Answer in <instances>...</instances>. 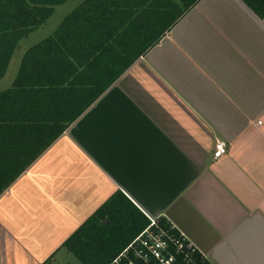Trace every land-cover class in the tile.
Masks as SVG:
<instances>
[{
    "label": "crops",
    "instance_id": "1",
    "mask_svg": "<svg viewBox=\"0 0 264 264\" xmlns=\"http://www.w3.org/2000/svg\"><path fill=\"white\" fill-rule=\"evenodd\" d=\"M118 192L212 264H264V18L243 0H200L11 186L0 264H76L65 243Z\"/></svg>",
    "mask_w": 264,
    "mask_h": 264
},
{
    "label": "trees",
    "instance_id": "2",
    "mask_svg": "<svg viewBox=\"0 0 264 264\" xmlns=\"http://www.w3.org/2000/svg\"><path fill=\"white\" fill-rule=\"evenodd\" d=\"M69 0H0V81L23 40ZM200 0H86L24 54L0 92V198L123 74ZM264 18V0H243ZM151 224L116 193L65 243L81 264H114ZM158 226L185 244L178 264H212L168 221ZM193 251V252H192ZM127 264V261H122Z\"/></svg>",
    "mask_w": 264,
    "mask_h": 264
},
{
    "label": "built area",
    "instance_id": "3",
    "mask_svg": "<svg viewBox=\"0 0 264 264\" xmlns=\"http://www.w3.org/2000/svg\"><path fill=\"white\" fill-rule=\"evenodd\" d=\"M228 153V144L225 141H217L215 145L214 159H219ZM150 226L141 233L115 260L114 264H178V258L170 251L171 244L180 253L185 250V244L176 239H168L166 233L158 226L159 219H150ZM193 248L188 246V250ZM193 252V251H192Z\"/></svg>",
    "mask_w": 264,
    "mask_h": 264
},
{
    "label": "rangeland",
    "instance_id": "4",
    "mask_svg": "<svg viewBox=\"0 0 264 264\" xmlns=\"http://www.w3.org/2000/svg\"><path fill=\"white\" fill-rule=\"evenodd\" d=\"M86 0H69L67 3L56 7L54 14L51 18L47 21L45 25L41 28L33 32L29 38L23 40L16 53L15 56L9 66L8 69V76H6L0 81V92L10 88L14 82L16 77V72L19 69V65L24 54L27 52L28 49L33 47L34 45L40 43L44 39L51 36L62 23L64 18L72 13L77 7L83 4ZM76 264H81L78 260L75 261ZM59 264H72L71 261H59Z\"/></svg>",
    "mask_w": 264,
    "mask_h": 264
}]
</instances>
